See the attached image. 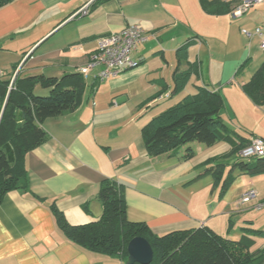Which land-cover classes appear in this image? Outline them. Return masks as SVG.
Returning <instances> with one entry per match:
<instances>
[{
	"label": "crops",
	"instance_id": "obj_1",
	"mask_svg": "<svg viewBox=\"0 0 264 264\" xmlns=\"http://www.w3.org/2000/svg\"><path fill=\"white\" fill-rule=\"evenodd\" d=\"M201 1L107 0L91 6L95 0H13L0 8V80L10 85L16 77L60 79L78 73L99 37L127 26L139 27L147 38L133 54L137 67L102 82L95 79L100 68H94L82 78L78 107L41 122L47 139L24 158L28 192H9L0 204V264H123L70 243L50 208L55 204L72 226L96 221L102 213L98 192L104 179L121 188L126 220L146 225L154 235L206 227L236 241L251 229L260 234L251 238L250 251L264 250V210L239 209L244 190L238 189L231 201L220 192L229 167L227 176L236 170L229 143L210 148L191 144L194 157L184 161L185 148L149 157L141 136L159 105L172 98L175 69L185 70L194 62L198 74L183 91L191 84L190 90L219 93L224 108H257L241 91L253 74L236 85L233 76L255 54L261 63L264 59L261 39L244 34L264 23V1L240 18L209 15ZM205 1L229 4L231 12L242 2ZM188 40L193 45L187 60L178 63L176 50ZM38 90L47 93L39 85L33 93ZM3 105L0 99V116ZM252 138L264 140V133ZM215 166H222L218 180L201 176Z\"/></svg>",
	"mask_w": 264,
	"mask_h": 264
},
{
	"label": "trees",
	"instance_id": "obj_2",
	"mask_svg": "<svg viewBox=\"0 0 264 264\" xmlns=\"http://www.w3.org/2000/svg\"><path fill=\"white\" fill-rule=\"evenodd\" d=\"M13 0H0V8ZM107 0H95L97 6ZM209 15L230 14L229 4L217 1H201ZM193 41L188 40L176 50L178 63L186 61ZM264 54V49H263ZM245 64L238 68L240 73ZM197 63L187 69L176 68L172 76V95L183 92L190 78L198 74ZM40 86L48 96L37 97L34 87ZM85 84L79 73L60 79L42 75L0 80V99L4 101L0 116V204L12 191L28 192L24 158L27 153L42 145L46 133L40 127L43 120L72 113L80 104ZM241 91L255 107L264 106V59ZM223 99L217 92L196 87L193 94L184 95L173 106L153 117L141 130L144 147L151 158L176 154L185 148L181 157L193 159L191 144L206 148L227 142L231 155L237 161L232 168L240 174L256 176L264 174V159L252 164L244 163L238 154L249 144L232 131L223 121ZM221 167L208 168L201 176L221 177ZM230 173V172H229ZM232 176L228 175L221 185L224 193ZM98 199L101 216L93 222L72 226L64 215L51 205L56 226L73 245L87 252L127 262V245L134 238H143L152 249L150 264H264V250L251 252L257 231L244 229L239 240L233 241L216 234L206 227L172 232L163 236L154 235L146 225L130 223L125 217V203L121 188L113 181L100 183Z\"/></svg>",
	"mask_w": 264,
	"mask_h": 264
},
{
	"label": "built area",
	"instance_id": "obj_3",
	"mask_svg": "<svg viewBox=\"0 0 264 264\" xmlns=\"http://www.w3.org/2000/svg\"><path fill=\"white\" fill-rule=\"evenodd\" d=\"M264 0H242L241 4L231 13L232 18L244 16L250 8ZM86 12V7L80 10V14ZM247 38L257 36L261 39L260 48L264 49V23L258 27L253 34L244 32ZM144 32L137 26H127L117 33L107 34L96 40V49L90 54L86 65L78 70L83 79L99 67L100 71L95 76L97 81L117 77L121 72L133 69L138 66L139 61L135 60L133 54L138 46L146 41ZM1 76V75H0ZM240 160L264 159V140L251 138L249 144L241 149L238 154ZM259 195L255 189L241 193L238 200L239 205H245L258 199ZM257 210H264V199L255 207Z\"/></svg>",
	"mask_w": 264,
	"mask_h": 264
},
{
	"label": "rangeland",
	"instance_id": "obj_4",
	"mask_svg": "<svg viewBox=\"0 0 264 264\" xmlns=\"http://www.w3.org/2000/svg\"><path fill=\"white\" fill-rule=\"evenodd\" d=\"M246 43V42H245ZM247 44V43H246ZM260 51V50H259ZM263 52V50H261ZM257 55L255 54L252 57V61L248 60V62L245 64L244 68L242 69V73L236 76L234 78V85H236V82H241L242 80H246V76H251L254 74V72L257 70V68L260 66V57H256ZM259 58V60H258ZM258 60V61H257ZM230 66V65H227ZM235 72V70H234ZM233 75V73H232ZM231 75V76H232ZM245 77V78H244ZM228 79H226L224 82H226ZM189 88L187 87L185 91L178 95H173L170 100H167L160 104V108L155 111V114H159L160 112L166 110L168 107L173 106L176 104L181 98L186 95V94H193L195 92V89L190 90V87H192L191 84H189ZM40 90V89H39ZM37 91L35 96L37 97H46L48 96V93H42L40 91ZM226 107L221 111V117L224 121V123L227 124V126L234 132L238 133L243 138H252L253 136H257V134L264 133V106L260 108H254V110H243L241 108H237L234 106V109H231L230 107L225 104ZM249 161V162H248ZM256 162V159H248L244 160V163H249L252 164ZM230 170V167L228 171ZM227 171V173H228ZM226 173V172H225ZM226 173V176H227ZM232 181L228 183L226 190L222 194L224 196L225 200L231 201L233 198L234 193H237L236 191L240 189V191L244 190H250V189H255L258 191V193H261L262 196H264V174L256 175V176H241L238 173V170H234L232 172ZM248 179L251 180V182L254 184L253 187H250L251 185L248 182ZM249 186V187H248ZM243 191V192H244ZM240 198V197H239ZM262 201L261 199H256L252 201L251 203L243 205H237L241 209L248 208L250 207L254 213L256 212V209H252L253 206H257L258 203ZM237 204V203H236ZM236 208V206H235ZM238 209V208H236ZM243 234V232H242ZM226 236V235H224ZM231 238V237H227ZM231 240V239H230Z\"/></svg>",
	"mask_w": 264,
	"mask_h": 264
},
{
	"label": "water",
	"instance_id": "obj_5",
	"mask_svg": "<svg viewBox=\"0 0 264 264\" xmlns=\"http://www.w3.org/2000/svg\"><path fill=\"white\" fill-rule=\"evenodd\" d=\"M152 257V249L146 240L134 238L129 241L126 264H150Z\"/></svg>",
	"mask_w": 264,
	"mask_h": 264
}]
</instances>
